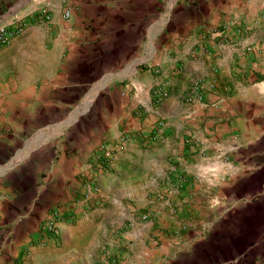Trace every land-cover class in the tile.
Here are the masks:
<instances>
[{"label":"crops","instance_id":"1","mask_svg":"<svg viewBox=\"0 0 264 264\" xmlns=\"http://www.w3.org/2000/svg\"><path fill=\"white\" fill-rule=\"evenodd\" d=\"M17 22L0 48V264H264V0L191 4L159 49L155 0H0V25Z\"/></svg>","mask_w":264,"mask_h":264},{"label":"built area","instance_id":"2","mask_svg":"<svg viewBox=\"0 0 264 264\" xmlns=\"http://www.w3.org/2000/svg\"><path fill=\"white\" fill-rule=\"evenodd\" d=\"M70 16L69 12L64 13V18L68 19ZM37 23L49 24L51 22V17L47 12H40L36 15L34 19ZM23 29L22 23H15L13 26H1L0 25V48L7 46L15 34L19 33ZM247 24L245 22L240 23V31L246 33ZM209 36L214 40L227 41L223 32L221 30H213L210 32ZM245 37V36H244ZM235 41L231 44V47L240 54H247L253 51V46L246 43L244 40ZM152 95L156 100H161L168 96L167 90L155 89L152 91ZM204 91L199 82L196 83L193 91L186 96V103H203ZM134 138L129 132H122L118 137V140L114 144H103L99 147L96 156L93 159L91 167L87 172L82 175V188L85 189V193L81 196V201L90 202L92 197H98V187L95 183V179L98 173L101 171H108L111 168L112 161L114 160V154L117 150H122L124 147ZM91 203V202H90ZM62 217L58 212H53L41 225L40 231L43 236L47 238H55L58 235V225L57 221ZM148 215H143L142 220H146Z\"/></svg>","mask_w":264,"mask_h":264},{"label":"rangeland","instance_id":"3","mask_svg":"<svg viewBox=\"0 0 264 264\" xmlns=\"http://www.w3.org/2000/svg\"><path fill=\"white\" fill-rule=\"evenodd\" d=\"M194 3L200 5L204 3V0H155V44L158 49L165 40L164 32H167L170 25L168 20L170 18L177 19L181 9L185 10Z\"/></svg>","mask_w":264,"mask_h":264}]
</instances>
